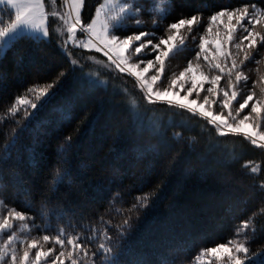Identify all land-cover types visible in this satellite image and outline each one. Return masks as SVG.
I'll use <instances>...</instances> for the list:
<instances>
[{
	"label": "snow or ice",
	"instance_id": "obj_1",
	"mask_svg": "<svg viewBox=\"0 0 264 264\" xmlns=\"http://www.w3.org/2000/svg\"><path fill=\"white\" fill-rule=\"evenodd\" d=\"M88 7V0H59V3L58 0H0V58L23 41L30 50L22 60L35 62L32 46L38 49L41 45L52 46L54 42L70 63L69 68L61 69L49 82L29 85L0 113V131L9 121L15 124L5 133L7 143L0 154V164L7 162L22 133L33 122L42 124L37 118L50 104L60 112L61 120L68 122L77 107L90 102L95 90L107 89L108 80L101 79L98 71L84 72L86 65L82 61H93L121 77H132L149 105L166 104L169 108L183 110L206 121L207 126L215 129L217 137L239 136L264 150V71L260 67L264 65V8L254 3L235 8L225 6L205 18L199 9L186 14L184 0H150L148 8L143 0H99L94 11L85 17ZM145 12L152 15L155 29L169 17L178 14V18L167 23L164 34L158 36L155 31L141 30ZM201 27L202 33L198 32ZM132 28L136 30L130 31ZM197 38L199 50L193 59L188 60L178 74L168 77L169 61L188 50V41L195 42ZM70 46L88 53H100L106 59L74 54ZM247 62L257 65L256 69L248 70L255 71L257 79L253 80L244 70ZM77 69L81 73L79 76ZM225 78L226 85L222 86ZM245 89L247 93L243 94ZM64 94L69 102L54 104ZM85 96L89 99L85 100ZM131 106H136L135 100ZM103 114V102H98L96 112L85 115L76 135L94 134ZM173 139L179 142L182 133L175 132ZM159 143L161 147L168 146L163 136ZM78 144L79 140H74L72 134L64 137L59 148L64 164L69 163L68 154ZM34 151L31 149L30 153ZM146 151L155 156L160 154L156 146H149ZM179 155L177 153L169 161L168 172L175 171ZM30 159L35 156L30 155ZM153 167L152 164L148 166L149 175ZM242 167L248 169L254 179L262 171L261 165H253L252 161H246ZM190 174L186 170L185 175ZM69 176V169L57 170L52 177L53 185L62 184ZM146 183L147 177H142L141 186ZM160 187L157 185L152 192L135 197V203L127 211L155 207ZM253 192L260 197L258 210L240 222L232 238L202 248L194 258L195 264H264V244L256 249L251 247L258 231L254 218L264 215V179L253 185ZM24 207L31 210L33 205L25 201ZM48 215L42 205L40 217L44 227L41 228L27 211L10 207L5 198L0 197V236L8 234L0 243V264H123L117 247L121 250L127 247L133 230L130 216L115 225L101 216L100 226L89 227L91 235L88 236L83 235V230L75 231L71 224L55 229V234L29 235L34 229L46 233L53 231ZM59 219L63 220L62 212ZM113 229L115 236L110 234ZM259 231L264 232V228ZM20 233L25 235L21 237ZM48 244L52 246L46 247ZM90 244L94 247H89Z\"/></svg>",
	"mask_w": 264,
	"mask_h": 264
},
{
	"label": "trees",
	"instance_id": "obj_2",
	"mask_svg": "<svg viewBox=\"0 0 264 264\" xmlns=\"http://www.w3.org/2000/svg\"><path fill=\"white\" fill-rule=\"evenodd\" d=\"M98 2L88 0L85 17L94 11ZM143 2L146 8L150 6V0ZM245 3L264 8V0H184V11L188 14L199 9L206 18L222 7L235 8ZM152 18L148 12L142 15L145 24L141 30L155 31L160 36L167 23L178 18V14L165 20L159 29L152 27ZM203 30L201 27L198 32ZM198 43V38L195 42L189 40L188 50L169 61L168 77L186 67L199 50ZM29 50L30 46L22 41L0 58V113L29 85L49 82L61 69L70 67L68 57L60 53L54 42L52 46L41 45L38 49L32 46L35 62L22 60ZM70 50L74 54L106 59L100 53H88L71 46ZM82 63L86 65L84 72L98 71L101 79L108 80L107 89L95 90L90 102L77 107L68 122L61 120L60 112L52 104L39 113L37 119L42 124L33 122L22 133L7 162L0 164V197L5 198L10 207L27 211L41 228L44 224L40 213L44 206L53 231L46 233L34 229L29 233L31 236L55 234V229L68 224L88 236L91 235L89 227L100 226L101 216L113 225L130 216L133 230L127 247L124 250L117 247L123 264H195L194 258L202 248L232 238L240 222L260 207V197L254 194L253 185L264 179V150L239 136L217 137L215 129L207 126L206 121L183 110L169 108L166 104L149 105L132 77H121L93 61ZM260 67L264 71V65ZM256 68L254 62H247L244 69L253 80L257 79V73L248 70ZM80 74L77 69L76 75ZM221 85H226V78ZM246 93L247 89L243 94ZM133 100L135 107L131 106ZM68 102L64 94L54 104ZM98 102H103L104 114L95 133L77 136L80 122L86 114L91 116L96 112ZM14 126L12 121L3 125L0 154L7 143L5 133ZM175 132L182 133L179 142L173 139ZM69 134L74 140L78 139L79 144L69 152V163L64 164L59 148ZM160 136L168 146H160ZM149 146L159 148V156L146 151ZM31 149L34 153H30ZM177 153L180 154L179 163L175 171L168 172L169 161ZM30 155L35 159H30ZM246 161L261 165V174L255 179L242 167ZM150 164L154 167L149 175ZM65 168L70 170L69 178L54 186L53 175ZM186 170L191 174L186 176ZM142 177H147L143 186ZM162 181L166 184H161ZM157 185L161 187L155 207L127 211L135 203V197L152 192ZM25 201L31 202V210L24 207ZM61 212L63 220L59 219ZM254 225L258 231L251 247L256 249L264 244V232L259 231L264 228V215H257ZM110 234L115 236V230ZM55 247L59 249L58 245Z\"/></svg>",
	"mask_w": 264,
	"mask_h": 264
},
{
	"label": "rangeland",
	"instance_id": "obj_3",
	"mask_svg": "<svg viewBox=\"0 0 264 264\" xmlns=\"http://www.w3.org/2000/svg\"><path fill=\"white\" fill-rule=\"evenodd\" d=\"M206 87H207V85H206ZM181 95H183V93H181ZM190 98H194V97H190ZM19 225V222H17V226ZM10 234V233H9ZM7 235L8 234H4V235H2V236H0V243H2L4 240H6L7 239ZM21 235V234H20ZM21 237H23V235H21ZM206 260L208 259L207 257L205 258Z\"/></svg>",
	"mask_w": 264,
	"mask_h": 264
}]
</instances>
